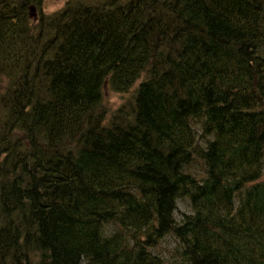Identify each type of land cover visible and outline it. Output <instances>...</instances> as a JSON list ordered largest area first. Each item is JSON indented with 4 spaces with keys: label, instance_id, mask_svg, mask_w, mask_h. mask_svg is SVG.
Here are the masks:
<instances>
[{
    "label": "trees",
    "instance_id": "trees-1",
    "mask_svg": "<svg viewBox=\"0 0 264 264\" xmlns=\"http://www.w3.org/2000/svg\"><path fill=\"white\" fill-rule=\"evenodd\" d=\"M44 1L0 0V264H264V0Z\"/></svg>",
    "mask_w": 264,
    "mask_h": 264
},
{
    "label": "rangeland",
    "instance_id": "rangeland-1",
    "mask_svg": "<svg viewBox=\"0 0 264 264\" xmlns=\"http://www.w3.org/2000/svg\"><path fill=\"white\" fill-rule=\"evenodd\" d=\"M63 1L65 0H45L43 5V10L45 12L54 11L61 5ZM34 13L35 12L33 10L32 14ZM123 97H124L123 95L112 93L111 91H108L106 89L104 91V101L106 102V107L110 110L111 108L117 106L121 102ZM191 171H198V173H200V165H194ZM188 212H189V206L187 204L186 199L179 200L176 204V211L174 212L175 217L179 219L183 213H188ZM173 244L174 241H172L169 237L165 236L164 239H162L156 246L157 247L156 251L159 252V254L162 257L164 256L165 259H168L167 262L172 260L171 249Z\"/></svg>",
    "mask_w": 264,
    "mask_h": 264
},
{
    "label": "bare ground",
    "instance_id": "bare-ground-1",
    "mask_svg": "<svg viewBox=\"0 0 264 264\" xmlns=\"http://www.w3.org/2000/svg\"><path fill=\"white\" fill-rule=\"evenodd\" d=\"M32 11L34 10L33 8L31 9ZM195 172V171H194ZM194 174V173H193ZM196 175V174H195ZM172 241H173V238H170ZM174 246V244L172 245V247ZM159 247V246H158ZM161 252V251H160ZM155 254H157L158 256H160V258L159 259H165V257L163 256H161L160 254H159V252H155Z\"/></svg>",
    "mask_w": 264,
    "mask_h": 264
},
{
    "label": "water",
    "instance_id": "water-1",
    "mask_svg": "<svg viewBox=\"0 0 264 264\" xmlns=\"http://www.w3.org/2000/svg\"><path fill=\"white\" fill-rule=\"evenodd\" d=\"M32 9V8H31Z\"/></svg>",
    "mask_w": 264,
    "mask_h": 264
}]
</instances>
